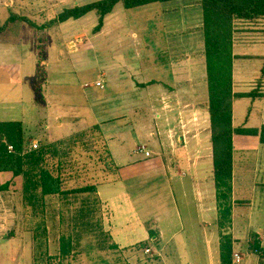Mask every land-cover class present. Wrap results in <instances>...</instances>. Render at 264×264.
Listing matches in <instances>:
<instances>
[{
  "label": "crops",
  "instance_id": "crops-1",
  "mask_svg": "<svg viewBox=\"0 0 264 264\" xmlns=\"http://www.w3.org/2000/svg\"><path fill=\"white\" fill-rule=\"evenodd\" d=\"M94 1L99 0H0V27L5 26L3 31L0 30V84L8 90H0V103H6L5 98L10 92L26 84L21 94L17 92L18 104L24 108V103L30 102L32 107L29 110L35 113L39 105L48 108V118L58 121L57 139L74 132L63 136L57 133L58 130L77 126L81 119L75 116L68 117L69 122L62 121V109L55 106L50 97L51 81L46 90L38 89L39 73L42 65L51 73L50 60L46 59L57 49L70 45L68 41L74 29L68 30L87 19L88 15L47 25L65 10ZM122 7L124 5L119 3L106 16L101 40L108 42L112 39L108 38V33L115 31L113 39L117 45H130V40H139L140 32L145 30L143 24L153 21L145 22L128 11H140L149 17L151 10H157L162 25L159 31L163 33L160 34L172 73L166 83L156 84L155 80L149 82L144 78L136 81L139 67L134 61L138 56L133 55L131 61L127 57L119 58L115 73L108 67L99 74L100 79L104 78V86L113 89V92L95 95V104L101 107L102 114L101 117L94 115L95 124L101 127L106 156L109 155L113 168L109 178L97 184L105 215L101 217L105 232L116 250L146 254L147 264H222L201 0L157 2L134 9ZM16 16L26 17L34 24L14 21ZM235 36L236 32L234 93L257 92L261 96L235 97L233 124L237 129H261L264 126V72L253 61L263 60L264 56L250 55L247 48L258 53L264 45L247 47V41H240L238 45ZM41 47L44 48L42 53ZM131 53L136 54L134 50ZM69 55L67 52L68 60ZM152 84L160 88L155 91ZM28 85L30 89H26ZM142 93L152 95V100L140 103ZM135 102H139L137 106ZM131 104L132 109H129ZM140 104L145 109L152 106L148 122L152 124L147 125V133L153 140L151 146L143 144L142 138L146 137L128 120L130 111L139 114ZM60 105L66 107L67 102L63 100ZM168 106L171 108L167 110ZM142 112L144 110L141 115ZM32 118L22 115L14 120L22 121L28 128L29 123L37 124ZM203 118L208 121L207 131L192 138L186 136L182 128L189 124L196 131ZM128 133L131 136L126 137ZM162 133L166 142L161 148L159 137L163 136ZM130 139L132 145L128 143ZM233 141V215L227 233L233 236L234 252L243 255L241 264H264V143L258 135L238 133ZM190 142L194 146H189ZM141 146L151 155L139 152ZM157 149L165 151V160L155 156ZM5 184L9 187L0 191V198L5 199L6 193L18 188L22 195V177L3 172L0 186ZM151 230L155 236H151ZM254 240L260 242L261 250L252 249ZM11 245L12 240L4 236L0 243V264H13ZM146 248L151 252L146 253Z\"/></svg>",
  "mask_w": 264,
  "mask_h": 264
},
{
  "label": "rangeland",
  "instance_id": "rangeland-1",
  "mask_svg": "<svg viewBox=\"0 0 264 264\" xmlns=\"http://www.w3.org/2000/svg\"><path fill=\"white\" fill-rule=\"evenodd\" d=\"M134 12L128 11V14H136V16L145 22L153 21L151 24H143L145 30L140 32L139 40H130V45H117L118 43L113 39L116 36L115 31L108 33V38H112L108 42L101 40V31H95L100 17L97 12H91L88 14L87 19L75 23L74 28L68 30L72 31L74 29L71 41H68L70 45L66 44L62 49H57L55 53H52L46 59L50 60L51 73L47 71L45 65L41 66L42 70L39 73L38 89L46 90L51 81L52 86L50 91L52 95L50 97L53 99L55 106L61 107L65 117H63L62 121L66 119L65 121L69 122L68 117L80 116L79 125L57 131L58 134L63 136L74 131L69 136L62 139L56 138L58 121L53 117L48 118L50 111L45 106L39 105L35 113L29 110L32 107L29 105L30 102L24 103L25 109L22 108V105L18 104L19 97L17 96V92L21 94L26 84H21L17 91L10 92L5 98L6 103H0V121H12L21 118L22 115L33 117L32 119L37 124L32 125L29 123V127L26 128V130L28 129L27 135L30 145L33 140L37 141L38 148L43 143H61L59 144V151L63 154L62 160L64 163L61 172L64 175L65 188L72 189L86 184L103 182L109 178V172L113 171L112 166L109 165L110 161L106 156L102 133L95 127L94 117L96 115H100L101 117L102 115L100 114L101 107L95 104V95L99 96L105 92H113V89H110L108 86L103 89L96 86V80L105 83L103 77L99 78L101 70L110 67L113 73H115L119 58L127 57V60L130 59L131 61L134 55L138 56V59L134 62L139 67L136 72L137 74H135L137 75V77L135 76L136 81L144 78L149 82L155 80L157 84L158 82L166 83L170 80V73L172 72L169 56L166 53V48L163 46L164 42L160 34L162 32L159 31L162 27L161 17H157V10L154 9L150 11L151 14L149 13L150 18L141 12ZM235 28V37L238 45L240 41H247V47L253 44L264 45V19H257L251 22L238 20L235 22ZM40 49L42 53L44 48L41 47ZM133 50L137 55L131 53ZM247 51L250 55L259 54L264 56V49L259 50L258 53L254 52L252 48H247ZM67 52H70L69 60ZM41 60L45 61L44 58H41ZM253 63L257 67H260V69L264 68V59H256ZM156 84H152L155 91L160 88ZM104 85L106 86V84ZM9 87L12 86L9 85ZM9 87L7 88L9 89ZM26 89H30L29 85L26 86ZM0 90L8 91L1 84ZM39 97L41 98V96ZM43 97L45 98L46 96L43 95ZM130 97L129 99H131ZM152 98V95L148 96L142 93L139 102L147 103ZM30 100L28 99V101ZM63 100L67 102L66 107L60 105ZM139 102L137 104L135 102V105L137 106ZM140 105V111L138 109L139 114L130 111L128 120H131L134 127L140 131L139 133H142V136L146 137L142 138L143 144L151 146L153 140L149 138L147 125L152 124V122L148 123L151 117L149 113H151L152 106L149 105L147 110L143 104ZM128 107L132 109V104L128 105ZM170 108L168 106L166 109ZM142 110L144 112L141 115ZM152 118L155 117L153 116ZM72 123L75 124V122ZM207 123V119L203 118V123L200 127L196 128V131L189 124L186 128L182 129L185 130L186 136L192 138L197 133H205L207 131ZM203 125L206 129L203 128ZM162 134L163 136L159 137L160 144H162L161 148L166 142L165 134ZM127 135L128 137L131 136L129 133L126 134V137ZM129 142L132 145L131 139ZM189 146H194V143L190 142ZM164 152V150L157 149L155 150V156L159 155L165 160L166 156ZM47 162L48 166L56 173L59 167V159L48 157ZM0 200H2L0 201V243H2L4 236H8L12 240L11 246L14 249L12 256L13 264H147L148 257L146 254L126 253L116 250L114 245L111 244L112 242L108 233L103 234L95 230L83 231L81 229L79 231L80 240L73 242L71 255L66 258L61 257L59 249L60 238L64 233L69 232L70 225H68V220L82 206L83 199L70 200L72 203H67V201L61 200L59 197L47 198L44 215H35L31 208L25 206L23 192L21 195L19 188L6 193L5 199L0 198ZM60 212H63L64 222H61ZM101 216L104 218L105 215L102 214Z\"/></svg>",
  "mask_w": 264,
  "mask_h": 264
},
{
  "label": "trees",
  "instance_id": "trees-1",
  "mask_svg": "<svg viewBox=\"0 0 264 264\" xmlns=\"http://www.w3.org/2000/svg\"><path fill=\"white\" fill-rule=\"evenodd\" d=\"M174 0H99L87 5L77 6L62 12L53 22L63 23L70 19H80L91 12L99 15V24L95 28L100 32L105 18L122 3L126 9H134L157 2ZM203 9V34L211 119L214 178L219 207V228L221 230L222 264H233L234 239L227 233L232 226L233 215V179H234V135H258L264 143V126L261 129H237L233 124V101L235 97H257V92L235 94L233 90L234 35L235 22L264 19V0H201ZM14 21H27L26 17L16 16ZM5 26L0 27L3 31ZM264 72V68H263ZM102 133L101 127L96 125ZM103 135V134H102ZM43 143L37 149H30L28 135L22 121H0V174L11 172L15 177L23 178V200L33 214L44 215L47 198L59 197L70 200L83 199L82 206L68 220L70 230L60 238V255L69 257L73 251V242L80 240L79 231H96L105 234L101 219L102 206L98 195V183L86 184L77 188H65L63 154L60 145ZM10 146L13 150H10ZM65 155V154H64ZM109 156V155H108ZM107 156V157H108ZM48 157L58 158L55 173L48 166ZM111 166V162L109 163ZM9 184L0 186V191L8 189ZM64 222L63 212H60ZM100 216V217H99ZM99 217V218H98ZM67 223V222H66ZM151 236L155 233L151 230ZM113 246V245H112ZM254 251L261 250L260 242L251 244Z\"/></svg>",
  "mask_w": 264,
  "mask_h": 264
},
{
  "label": "built area",
  "instance_id": "built-area-1",
  "mask_svg": "<svg viewBox=\"0 0 264 264\" xmlns=\"http://www.w3.org/2000/svg\"><path fill=\"white\" fill-rule=\"evenodd\" d=\"M96 86L97 87H100V88H104L105 87L104 86V83L102 81H100V80L96 82ZM9 148H10V150H13V147L12 146H10ZM37 148H38V143H37L36 140H33L32 144L30 145V149H37ZM138 151L139 152H145V154L147 156H150L151 155V153L149 151H145V147L144 146L139 147L138 148ZM145 251H146V253H150L151 252V249L146 248ZM233 255H234V262H235V264H241L242 263V260H243V255L240 252H234Z\"/></svg>",
  "mask_w": 264,
  "mask_h": 264
}]
</instances>
